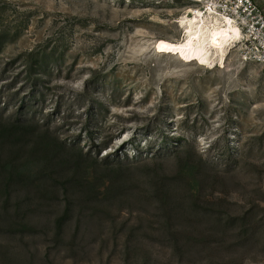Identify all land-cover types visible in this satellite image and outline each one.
Listing matches in <instances>:
<instances>
[{"label":"rangeland","instance_id":"obj_1","mask_svg":"<svg viewBox=\"0 0 264 264\" xmlns=\"http://www.w3.org/2000/svg\"><path fill=\"white\" fill-rule=\"evenodd\" d=\"M205 5L0 0V264H264V71L177 51Z\"/></svg>","mask_w":264,"mask_h":264},{"label":"bare ground","instance_id":"obj_2","mask_svg":"<svg viewBox=\"0 0 264 264\" xmlns=\"http://www.w3.org/2000/svg\"><path fill=\"white\" fill-rule=\"evenodd\" d=\"M194 2L205 3L206 9L190 8L180 17L177 24L183 38L176 49L181 55L197 59L204 68H226L231 54L240 51L241 31L234 21L219 14L210 0Z\"/></svg>","mask_w":264,"mask_h":264},{"label":"built area","instance_id":"obj_3","mask_svg":"<svg viewBox=\"0 0 264 264\" xmlns=\"http://www.w3.org/2000/svg\"><path fill=\"white\" fill-rule=\"evenodd\" d=\"M210 4L239 27L242 59L259 65L264 71V8L260 3L257 0H210ZM203 9L206 8L203 6Z\"/></svg>","mask_w":264,"mask_h":264},{"label":"trees","instance_id":"obj_4","mask_svg":"<svg viewBox=\"0 0 264 264\" xmlns=\"http://www.w3.org/2000/svg\"><path fill=\"white\" fill-rule=\"evenodd\" d=\"M18 129V127H13V132H15V130H17ZM12 132V131H11ZM106 164H109V162L108 161H106L105 162ZM13 175V174H12ZM88 181V180H87ZM114 181H119V180H116V178H111V180H110V185L109 186H107V188H106V191H105V195L107 196L106 198L107 199H110L109 201H111V200H113L114 198H115V194L116 193H119L120 191L122 192L123 190H124V187L123 186H119V185H116V186H112L113 184H114ZM12 182V181H11ZM71 182H74V181H71ZM77 186H79L80 185V183H77L76 184ZM154 190L155 189H153L152 191H150L151 193H150V195H147V196H149L148 197V202H151L152 204H157V196H156V192H154ZM110 193H111V195H110ZM90 194H93V193H91L90 192ZM109 195V196H108ZM122 195H123V193H122ZM130 194H127V195H124V196H129ZM137 196V195H136ZM139 198V197H138ZM142 201L143 202V199L142 198H139V201ZM160 201H161V203H162V200L161 199H159ZM190 208V210H193L194 208H192V207H189ZM65 220V218H63V219H59V221H58V227L60 226H63L64 224V221Z\"/></svg>","mask_w":264,"mask_h":264}]
</instances>
